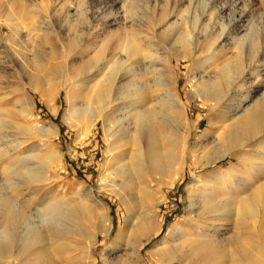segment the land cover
Masks as SVG:
<instances>
[{"label": "rangeland", "instance_id": "obj_1", "mask_svg": "<svg viewBox=\"0 0 264 264\" xmlns=\"http://www.w3.org/2000/svg\"><path fill=\"white\" fill-rule=\"evenodd\" d=\"M129 45L152 56L127 62L136 69L130 79L121 78L115 65L111 90L133 84L130 90H140L137 97L145 99L139 108L159 111L158 125L169 122L158 127L161 135L180 145L188 140L186 153L195 155L187 165L178 159L173 176H157L154 185L148 177L137 182L139 199L132 203L112 193L120 183L116 172L131 166L144 145L134 125L122 120L123 104L84 107V98L99 87L95 68L80 71L96 61L105 65ZM263 74L264 0H0V138L5 140L0 185L10 162L28 159L27 171H38L28 176L20 169L24 175L14 177L6 195L28 206V226L62 230L22 258L40 256L41 264H130L139 257L144 264H163L161 256L170 248L188 252L197 239H236L251 228L252 222L246 227L227 220L229 213L222 218L209 213L211 202L232 207L238 199L233 190L224 197L213 184L192 185L196 175L208 180L229 174L238 160L227 157L206 168L193 162L264 99ZM220 85V99L205 93ZM74 108L80 112L68 116ZM178 150L181 155L183 148ZM102 213L109 219L105 229ZM258 215L264 216L261 207ZM144 221L158 231L139 250L118 241L121 230L134 232ZM1 229L0 223L5 242ZM260 243L255 237L253 255L234 264H264ZM226 262L231 264L228 258L221 264Z\"/></svg>", "mask_w": 264, "mask_h": 264}, {"label": "bare ground", "instance_id": "obj_2", "mask_svg": "<svg viewBox=\"0 0 264 264\" xmlns=\"http://www.w3.org/2000/svg\"><path fill=\"white\" fill-rule=\"evenodd\" d=\"M105 47L106 45H103L101 47L102 49L100 48L101 51H103ZM140 50L138 47L129 45L121 51L117 50L118 52L111 57L112 60L106 62L105 65H99V61H96L98 64L93 63L91 66L84 65L80 69V71H82V69L86 70L87 67L90 70L95 68L96 71L93 77H97L96 85L99 87V90H93V97L84 98V107L90 108L94 105L100 109H105L111 107L114 103L123 104V108L127 110V113L123 115L122 120L128 121L134 125L138 138L144 145V151H142L144 155L137 152L131 160V166L118 171V173L116 172V177L120 179V183L115 184V189L112 193L122 201L129 203L136 202L134 200L138 196L134 186L137 182H140L141 179L148 177L149 180H147L149 183H153L154 185L153 180H155L157 176H171L174 174L172 166L178 159L181 164H186L187 159L195 158V155L188 152V150L186 153L185 147L188 144V140L185 139L183 141L184 145L183 143L180 145L177 138H168L161 135L158 127L164 128V126L169 125V122L168 124L164 123V125H158L154 120L157 114H159V111H144L139 108L140 105L145 103V99L137 97L140 90H130L134 86L133 84H124L117 92H115L116 90H111L116 80V74L111 71L115 65H119L118 70L121 78L130 79L133 74H135L136 69L132 65H127V62L135 59L138 60L141 57L149 59L152 56V54L150 55L149 53L142 54L143 52ZM98 56L97 60H100L102 57L101 53ZM114 59H117L119 63L113 62ZM147 67H150V64ZM107 71L109 72L107 73ZM78 72L76 74H78ZM223 73L225 74V72ZM220 88L221 85L215 86L213 89L207 88L205 93L220 99L224 95V90ZM247 99L248 98L244 99L243 102H248ZM78 112H80V109L74 108L72 112H68L67 115L76 116ZM174 129L175 132L179 130L176 127H174ZM39 131L44 136H48L46 128L39 127ZM172 135H174V132H170V136ZM4 141L3 137L0 138V145H2ZM179 146L183 148L181 155L178 153ZM250 147H252L253 150H251ZM0 151L2 152V150ZM251 152H253V154ZM227 157L231 160H238L237 163H234V167L229 174H214V176L208 180L201 179V177L196 175L192 185H203L208 188L210 185L212 187L214 185L216 188L215 190L219 191V193L222 192L224 197L229 196V190H233V195L235 197L232 196L238 199L235 200L236 202L234 201L232 207L231 205L228 206L229 204L224 205L220 200L221 203L217 202V205L214 204L215 202H207L208 205L206 204V206L209 207V213H211V215L212 213H221L223 214L221 218L229 213L228 216H225L227 220L232 219L233 222L237 223L239 226L246 227L248 222H252L253 226L251 228H244L236 239L216 241L197 239V242L193 240L194 244L191 243L193 245L190 246L191 250L188 252H183L181 250L175 251L174 248H170L161 256L160 260L163 264H182L185 261H188V264H221V262L227 258L231 264L238 261L245 262V260L251 256L252 250L256 248V246H252L255 237L264 244V216L260 217L258 215L260 207L264 212V99L250 107L244 115L231 123L227 127L224 138L219 141V144L217 143V145L204 148L201 159L194 160L193 165L195 168H206ZM46 162L50 164L48 161ZM29 164L28 159H15V161L12 163L10 162L8 168L3 171V180L4 182L6 181V183L0 185V216L2 218L0 223L2 233L5 236V242L1 241L2 239L0 240V259L2 264H41L42 261L40 256L38 258L36 255L37 258L35 259L24 258L29 255L28 252L32 249L33 245L41 244L49 239V237L55 240L57 238L56 236L59 237V235L62 234V230L60 229L61 226L59 227L58 225H48V227L42 229L39 226L40 224L38 225L39 227L35 226V224L33 226L30 225L31 227L28 226L29 214H27L26 211V207L28 206L25 207L18 203V199L15 200V197H8L6 195L7 190L10 188L8 185L13 182L15 176H23L24 173L21 172L22 170L20 169H26ZM39 166L42 167V165H38V167ZM34 171H38V169H28V171L26 169L25 175L30 176ZM144 195L150 197L151 194L146 191ZM88 196L93 198L92 194ZM230 198L232 200V197ZM138 199L139 198H137V200ZM151 199L149 198V200ZM153 208L155 209V205ZM100 220L102 228L105 229L109 224L107 215L102 213ZM215 223L212 225H214V227L216 225L218 226V224L215 225ZM157 231V226L152 221H146L145 224L138 226L134 232L129 233L126 230H121L118 234V241L131 244L139 250L143 243H145L146 240L148 241L150 236H153ZM100 232L101 234H108V232L106 233L105 231ZM31 256L33 257V255ZM130 264L144 263H142L138 257L136 261Z\"/></svg>", "mask_w": 264, "mask_h": 264}]
</instances>
